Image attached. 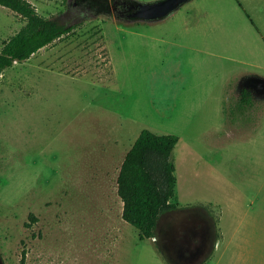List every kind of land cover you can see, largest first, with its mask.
Returning a JSON list of instances; mask_svg holds the SVG:
<instances>
[{
  "label": "rangeland",
  "instance_id": "rangeland-1",
  "mask_svg": "<svg viewBox=\"0 0 264 264\" xmlns=\"http://www.w3.org/2000/svg\"><path fill=\"white\" fill-rule=\"evenodd\" d=\"M30 1L79 26L0 76V264H167L155 238L128 221L115 229L118 174L144 128L179 136L172 202L207 203L161 219L178 227L174 255L200 245L191 216L203 211L220 232L209 264H264V97L240 99L245 75L264 76V53L211 23L201 29L220 35L221 54L183 47L187 4L205 0L154 22ZM23 24L0 4V48Z\"/></svg>",
  "mask_w": 264,
  "mask_h": 264
},
{
  "label": "trees",
  "instance_id": "trees-1",
  "mask_svg": "<svg viewBox=\"0 0 264 264\" xmlns=\"http://www.w3.org/2000/svg\"><path fill=\"white\" fill-rule=\"evenodd\" d=\"M0 4L14 10L24 20L21 28L0 48V76L15 62L30 58L42 47L70 35L79 26L44 15L30 0H0ZM241 101L246 105L244 99ZM251 103L249 101V105ZM178 142L179 136L174 133L160 134L144 128L122 162L117 179L118 194L124 203L122 216L139 230L141 239L158 238V225L165 215L193 212L205 205L172 202L177 185L174 152ZM31 216L34 218L32 213ZM212 219L216 243L220 232L217 218ZM154 242L164 261L174 264L162 241L158 238ZM211 252H208L206 260ZM206 260L200 264H207Z\"/></svg>",
  "mask_w": 264,
  "mask_h": 264
},
{
  "label": "crops",
  "instance_id": "crops-1",
  "mask_svg": "<svg viewBox=\"0 0 264 264\" xmlns=\"http://www.w3.org/2000/svg\"><path fill=\"white\" fill-rule=\"evenodd\" d=\"M187 6H189L185 14V29L187 33L184 34L185 43L183 44V47L186 49L194 50L202 54H221L215 48V45L219 44L218 39H220V35L216 37L213 36L214 39H212L211 36L208 37L205 35L206 33L202 32L203 30L201 29V27L208 26V23H211L216 34L219 31L218 28H223V31L229 35L239 33L244 38H250V44L255 54L257 52H259V54L264 53V0H205L199 3L191 2L187 4ZM239 25L242 27L241 32L238 29ZM206 28L207 27H205V29ZM214 40L215 44L210 45V42H214ZM229 49H231V51H225L227 52V54H224L226 55L225 57L234 58L240 62H247L252 65H260L255 60L250 61L237 57L234 55L233 49ZM250 72L259 74L254 71ZM201 203L207 204L206 202ZM123 206L124 203L120 212L122 219L115 225V229H117V227L121 228V223L125 224L127 222L122 216ZM119 231L121 232V229ZM217 243L218 242H216L215 245ZM215 245L209 250L207 248L208 245L198 246L197 251L192 253L187 263L196 264V261H198L200 257L204 255L207 256V252L212 251L206 260V263L209 264V260H211L216 251ZM115 246V242H109L107 244V250L111 251L112 249H116Z\"/></svg>",
  "mask_w": 264,
  "mask_h": 264
},
{
  "label": "flooded vegetation",
  "instance_id": "flooded-vegetation-1",
  "mask_svg": "<svg viewBox=\"0 0 264 264\" xmlns=\"http://www.w3.org/2000/svg\"><path fill=\"white\" fill-rule=\"evenodd\" d=\"M120 2L121 0H69L67 3V9L68 11H71V14L73 15L80 18H86L90 16H98L101 13L107 14L111 11L116 12L122 10L123 5ZM244 78L247 83L242 87L240 99H244L247 102L246 104L249 105V101L253 102L252 97L254 95H261L264 97V77L262 75L251 73L245 75ZM209 216L210 215L203 211H200V213H194L191 216L193 223L191 237L192 239L195 238V241L200 238L202 240V244L199 242L201 246L208 244V241L212 238V227L210 225ZM167 226L164 237L169 240V246L172 250L175 249V245L177 244L178 227L176 224L172 223V221L168 223ZM191 242H193V240H191Z\"/></svg>",
  "mask_w": 264,
  "mask_h": 264
},
{
  "label": "water",
  "instance_id": "water-1",
  "mask_svg": "<svg viewBox=\"0 0 264 264\" xmlns=\"http://www.w3.org/2000/svg\"><path fill=\"white\" fill-rule=\"evenodd\" d=\"M189 1L191 0H121L120 3L123 5V9L116 12H108L107 15L116 19H140L151 22L160 21L175 13ZM166 229L161 227L160 222L158 225V237H161L160 240L163 243L167 256L174 264H188L187 262L191 258L192 253L197 251L199 245L194 250L187 247V249H189L188 251L192 250L190 254H186V252L179 248L178 251H182L179 256H175L169 246V240L164 237ZM155 239L157 240L158 238L155 237Z\"/></svg>",
  "mask_w": 264,
  "mask_h": 264
}]
</instances>
